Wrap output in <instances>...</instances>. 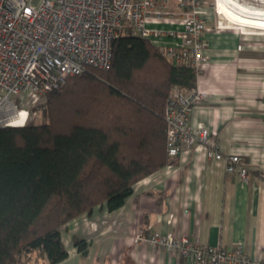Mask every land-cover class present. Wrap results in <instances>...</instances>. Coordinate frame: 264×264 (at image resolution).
<instances>
[{"label":"trees","instance_id":"obj_1","mask_svg":"<svg viewBox=\"0 0 264 264\" xmlns=\"http://www.w3.org/2000/svg\"><path fill=\"white\" fill-rule=\"evenodd\" d=\"M196 76L148 40L120 36L109 69L66 77L31 109L43 122L0 128V264H59L62 227L120 208L168 165L165 107L173 89L193 91ZM72 243L87 256L86 240Z\"/></svg>","mask_w":264,"mask_h":264},{"label":"crops","instance_id":"obj_2","mask_svg":"<svg viewBox=\"0 0 264 264\" xmlns=\"http://www.w3.org/2000/svg\"><path fill=\"white\" fill-rule=\"evenodd\" d=\"M216 6L218 14L207 8V62L194 88L206 100L189 121L209 129L222 154L238 155L249 179L227 174L223 162L182 153L137 182L120 208L97 207L62 227L68 256L59 264H193L135 243L139 231L184 236L202 246L240 245L245 255L264 260V32L249 34L220 14L217 0ZM73 236L88 242L86 257L77 253Z\"/></svg>","mask_w":264,"mask_h":264},{"label":"built area","instance_id":"obj_3","mask_svg":"<svg viewBox=\"0 0 264 264\" xmlns=\"http://www.w3.org/2000/svg\"><path fill=\"white\" fill-rule=\"evenodd\" d=\"M207 8L205 0H0V128L27 123L31 109L66 77L88 67L109 69L112 43L120 36L146 39L174 65L198 73L207 62ZM205 100L195 90H172L164 112L167 155L202 154L246 182L250 174L241 158L222 154L209 129L190 123L191 110ZM134 242L193 264H264L240 245L202 246L184 236L142 231Z\"/></svg>","mask_w":264,"mask_h":264},{"label":"bare ground","instance_id":"obj_4","mask_svg":"<svg viewBox=\"0 0 264 264\" xmlns=\"http://www.w3.org/2000/svg\"><path fill=\"white\" fill-rule=\"evenodd\" d=\"M220 14L230 20L241 23L242 25L256 24L264 26V10L251 9L235 0H217Z\"/></svg>","mask_w":264,"mask_h":264},{"label":"rangeland","instance_id":"obj_5","mask_svg":"<svg viewBox=\"0 0 264 264\" xmlns=\"http://www.w3.org/2000/svg\"><path fill=\"white\" fill-rule=\"evenodd\" d=\"M236 1H238L239 3H241L243 5L249 6L251 9H262V10H264V0H236ZM37 2H38V0H33V5H35ZM205 2H206L208 7L213 8V11H214V8H216V10H217L216 0H205ZM215 13L218 14V10ZM228 21H233V20L228 19ZM219 23H221V20H218L217 26H219ZM223 26H232V25L227 24V25H223ZM247 27H248V29H250V30L246 31V32H249V34H252V33H253V35L259 34V33L263 34V32H264V26H262V25L249 24V25H247ZM43 100H44V98L42 100L38 101L36 105L41 104L43 102ZM29 120H31L33 123L38 124V123H41L44 121V117L42 116V113L40 111H37L36 113H33L32 115L29 114L28 121Z\"/></svg>","mask_w":264,"mask_h":264}]
</instances>
